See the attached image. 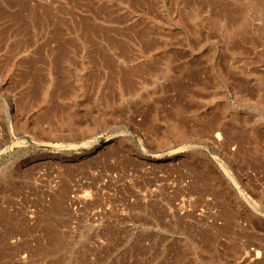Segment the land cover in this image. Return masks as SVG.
Masks as SVG:
<instances>
[{
  "label": "rangeland",
  "instance_id": "1",
  "mask_svg": "<svg viewBox=\"0 0 264 264\" xmlns=\"http://www.w3.org/2000/svg\"><path fill=\"white\" fill-rule=\"evenodd\" d=\"M0 264H264V0H0Z\"/></svg>",
  "mask_w": 264,
  "mask_h": 264
},
{
  "label": "bare ground",
  "instance_id": "2",
  "mask_svg": "<svg viewBox=\"0 0 264 264\" xmlns=\"http://www.w3.org/2000/svg\"><path fill=\"white\" fill-rule=\"evenodd\" d=\"M217 127V126H216ZM214 128H215V126H214ZM155 134V133H154ZM140 135V137L141 138H143V136L141 135V133L139 134ZM219 135V134H218ZM134 138H136L135 136H134ZM138 140V139H137ZM104 146L105 145H100L98 148L100 149V148H104ZM239 150V149H238ZM245 150V149H244ZM248 150V149H247ZM245 152H247V151H245ZM248 154V153H247ZM240 155V154H239ZM241 156V155H240ZM175 158H170V160H174ZM241 159V158H240ZM226 170V169H225ZM228 171V170H227ZM230 173V172H229ZM228 173V174H229ZM234 174V173H233ZM235 174L237 175V172H235ZM230 175V174H229ZM238 176H239V174H238ZM230 177V179L233 181V182H235V179H234V176H229ZM236 177V176H235ZM239 178V177H238ZM236 184V183H235ZM231 215H229L228 217H230ZM228 217H226V218H228ZM232 218V217H231ZM227 220V219H226ZM229 220V219H228ZM229 227V226H228ZM183 232V231H182ZM201 233V232H200ZM202 236V235H201ZM208 236V235H207ZM203 238V237H202ZM209 239V238H208ZM211 239V238H210ZM213 240H214V237H213ZM210 242H211V240H210ZM203 245H204V243H203ZM208 245V244H207ZM206 249V248H205ZM208 249V248H207Z\"/></svg>",
  "mask_w": 264,
  "mask_h": 264
}]
</instances>
